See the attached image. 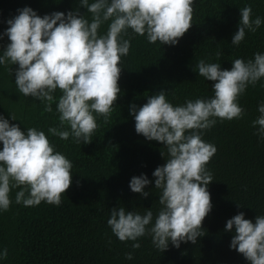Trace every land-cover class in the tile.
<instances>
[{"label":"clouds","instance_id":"1","mask_svg":"<svg viewBox=\"0 0 264 264\" xmlns=\"http://www.w3.org/2000/svg\"><path fill=\"white\" fill-rule=\"evenodd\" d=\"M195 0H78L86 9L53 12L42 17L30 7L17 10L6 21L0 39L9 43L0 51V68L10 76L15 71L16 90L52 112L56 103L59 126L48 133L88 144L98 127L97 116L107 122L120 88L121 58L129 54L132 34L144 36L150 44L176 46L192 26ZM237 31L231 45L239 47L246 32H256L264 17L253 18L252 6L239 9ZM90 14V20L87 18ZM107 31L101 34L102 25ZM128 37V38H126ZM221 52L216 53L219 60ZM231 69L206 58L192 70L211 85L207 98L186 99L174 105L161 90L147 98L140 107L130 105L135 132L147 141H156L166 149L167 159L152 173L154 188L159 191L160 208L126 211L123 206L110 210L107 225L121 242L133 241V251L125 260L134 259L141 247L140 238L149 236L153 246L164 252L171 244H196L205 235L202 221L211 212L209 184L214 180L207 164L216 153L215 145L203 139L204 132L217 121L241 119L245 110L238 98L249 86L264 80V52L252 59H234ZM119 65V66H118ZM264 86V85H262ZM61 93L57 98L55 95ZM259 115L252 121L255 135L264 141V101L258 104ZM11 121L16 117L9 114ZM21 131L0 115V214L13 203L25 207L41 202L60 206L61 197L72 183V162L55 149L43 130L36 127ZM152 183L145 174L132 177L129 189L147 198L145 188ZM238 208L242 206L237 205ZM224 231L232 234L230 250L242 255L248 264H264V215L255 221L239 212L226 221ZM8 249H0V261L7 259Z\"/></svg>","mask_w":264,"mask_h":264},{"label":"trees","instance_id":"2","mask_svg":"<svg viewBox=\"0 0 264 264\" xmlns=\"http://www.w3.org/2000/svg\"><path fill=\"white\" fill-rule=\"evenodd\" d=\"M248 4L253 18L264 17V0H195L192 26L176 46L150 44L129 30L131 47L121 58L118 80L121 91L107 122L97 116L98 127L86 145L71 137L61 140L51 136L48 129L59 126L56 103L52 112H46L42 103L16 90L17 65L11 66L12 76L0 68V115L19 125L21 131L28 127L43 130L55 149L73 164L72 183L58 207L46 202L34 207L17 205L14 198L19 189L11 192L13 203L0 214V249H8L7 259L0 264H248L230 250L232 234L224 227L239 212L253 222L257 215H264V141L252 127L259 115L258 104L264 101V80L249 86L238 98L245 110L243 118L218 120L204 132L203 139L217 149L207 164L214 178L208 186L213 207L202 221L205 235L198 237L196 244L181 243L179 248L170 244L160 252L151 237L145 236L138 241L141 247L134 251V259L128 261L125 254L133 251L134 242L119 241L107 225L113 208L140 212L151 208L154 215L160 208L152 173L165 163L167 156L164 160L161 152L166 149L135 132L130 105L143 106L149 96L161 90L167 91V99L174 105L210 97L213 82L192 70L198 60L206 58L221 63L222 70H230L234 59L248 60L256 52H264V24L254 33L246 32L239 47L231 45L239 9ZM26 6L41 17L77 9L86 14L78 0H0V33L6 30V21ZM87 18L90 20V14ZM99 31L106 32L107 24ZM7 43V37L0 39V51ZM217 52H221L219 60ZM60 94L58 90L55 95L58 98ZM9 114L17 121H11ZM141 174L152 182L145 188L152 193L147 198L129 189L131 178Z\"/></svg>","mask_w":264,"mask_h":264}]
</instances>
